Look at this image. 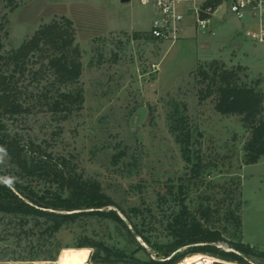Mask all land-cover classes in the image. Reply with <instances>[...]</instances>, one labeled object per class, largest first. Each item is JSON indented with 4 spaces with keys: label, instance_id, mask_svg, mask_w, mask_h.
<instances>
[{
    "label": "rangeland",
    "instance_id": "obj_1",
    "mask_svg": "<svg viewBox=\"0 0 264 264\" xmlns=\"http://www.w3.org/2000/svg\"><path fill=\"white\" fill-rule=\"evenodd\" d=\"M62 17L73 21L82 51L76 87L84 92L83 110L62 121L61 114L37 109L8 120V133L22 145L41 146L53 164L66 161L84 178L97 180L116 204L107 209L116 211L125 226L97 218L66 226L57 238V260L65 248L78 249L86 241L124 250L127 260L137 264L169 260L156 247L171 240L166 225L185 206L198 217L210 209L209 221L202 223L221 230L225 238L216 247L236 253L242 264H264V258L230 246L242 241L264 252V157L247 164L244 148L251 131L241 116L216 110V95L207 97L209 80L198 74L217 61L220 67L238 69L241 83L264 93V43L246 38L247 23L223 11L208 30L196 32L190 22L181 40L171 45L150 37L154 12L138 0H0L5 51L18 49L39 28ZM31 80L27 73L20 85ZM53 80L48 74L32 82L29 91L42 95ZM174 121L192 134L191 163L183 158ZM0 168L18 175L5 153ZM23 181L39 192L50 186L39 175ZM19 224L0 214V249L21 244L17 250L27 253L30 243L38 242L15 232ZM194 246L181 248L179 255H209L189 252ZM88 249V264H96V250Z\"/></svg>",
    "mask_w": 264,
    "mask_h": 264
},
{
    "label": "trees",
    "instance_id": "obj_2",
    "mask_svg": "<svg viewBox=\"0 0 264 264\" xmlns=\"http://www.w3.org/2000/svg\"><path fill=\"white\" fill-rule=\"evenodd\" d=\"M4 20L1 19L0 23V147L5 149L11 164L17 167L18 175L4 173L0 168V214L19 221L15 232L18 230L29 237L35 236L38 242L30 243L31 248L27 253L24 249L17 250L21 244H17L14 250L9 247L0 249V263L43 259L56 261L60 253L57 238L66 226L86 218L110 220L123 225L124 222L116 211L107 209L116 204L103 192L97 180L84 178L66 161L53 164L49 161L50 155H46L41 146L34 143L22 145L17 137L8 133V120L37 109L54 115L61 114L62 121L69 120L74 112L83 110L84 92L82 88L76 87L82 76V51L76 44L77 31L73 21L67 17L55 19L39 28L18 49L5 51L1 34V29L5 27ZM27 73L32 78L30 85H20ZM48 74L54 80L42 95L29 91V86ZM198 74L209 80L207 97L216 95L215 108L219 113L241 116L242 123L251 131L244 148L246 162L249 165L258 163L264 157L263 91L241 83L238 69L220 67L217 61L199 69ZM183 125V122L178 121L173 127L171 123L182 145L183 158L191 163L192 134ZM35 154L38 157H34ZM38 175L50 182V186L42 192L25 185L23 181L24 176ZM9 178L13 180L11 185L4 183ZM199 215L191 213L185 206L181 208L166 225L171 240L156 247L158 255L169 260L159 263L151 261L149 264H178L187 254L179 255L178 251L193 245L197 246L189 252L209 254L226 262L244 263L236 253L215 246L218 242H224L225 238L221 230L202 223V220L205 223L209 221L210 209L201 210ZM138 234L150 244L143 233ZM44 238L48 239V243L40 244ZM45 246L50 247L48 251L44 250ZM230 246L247 256L264 258L263 251L242 241L232 242ZM78 247L94 248L96 252L92 260L96 264H137L135 260H127L124 250L104 243L86 241Z\"/></svg>",
    "mask_w": 264,
    "mask_h": 264
},
{
    "label": "built area",
    "instance_id": "obj_3",
    "mask_svg": "<svg viewBox=\"0 0 264 264\" xmlns=\"http://www.w3.org/2000/svg\"><path fill=\"white\" fill-rule=\"evenodd\" d=\"M138 1L143 6L152 8L154 18L149 35L159 43L176 44L184 36L190 22L196 32L210 29L214 19L222 11L247 23L244 30L246 38L264 43V0Z\"/></svg>",
    "mask_w": 264,
    "mask_h": 264
},
{
    "label": "bare ground",
    "instance_id": "obj_4",
    "mask_svg": "<svg viewBox=\"0 0 264 264\" xmlns=\"http://www.w3.org/2000/svg\"><path fill=\"white\" fill-rule=\"evenodd\" d=\"M91 252L88 248H65L56 264H88ZM217 262L227 264H242L238 262H226L214 256L195 254L185 258L179 264H215ZM5 264V263H0Z\"/></svg>",
    "mask_w": 264,
    "mask_h": 264
},
{
    "label": "clouds",
    "instance_id": "obj_5",
    "mask_svg": "<svg viewBox=\"0 0 264 264\" xmlns=\"http://www.w3.org/2000/svg\"><path fill=\"white\" fill-rule=\"evenodd\" d=\"M2 153H5V149L0 147V154H2ZM12 182H13L12 178L4 180V183L7 185H11Z\"/></svg>",
    "mask_w": 264,
    "mask_h": 264
},
{
    "label": "water",
    "instance_id": "obj_6",
    "mask_svg": "<svg viewBox=\"0 0 264 264\" xmlns=\"http://www.w3.org/2000/svg\"><path fill=\"white\" fill-rule=\"evenodd\" d=\"M130 0H122V3H128Z\"/></svg>",
    "mask_w": 264,
    "mask_h": 264
},
{
    "label": "crops",
    "instance_id": "obj_7",
    "mask_svg": "<svg viewBox=\"0 0 264 264\" xmlns=\"http://www.w3.org/2000/svg\"><path fill=\"white\" fill-rule=\"evenodd\" d=\"M131 29H134L135 30V28H133V27H131Z\"/></svg>",
    "mask_w": 264,
    "mask_h": 264
}]
</instances>
